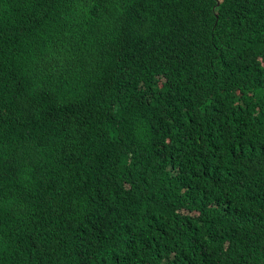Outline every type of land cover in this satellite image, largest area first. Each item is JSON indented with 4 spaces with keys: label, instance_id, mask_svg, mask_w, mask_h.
<instances>
[{
    "label": "trees",
    "instance_id": "1",
    "mask_svg": "<svg viewBox=\"0 0 264 264\" xmlns=\"http://www.w3.org/2000/svg\"><path fill=\"white\" fill-rule=\"evenodd\" d=\"M0 264H264V0H0Z\"/></svg>",
    "mask_w": 264,
    "mask_h": 264
}]
</instances>
